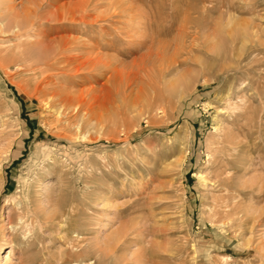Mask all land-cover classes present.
<instances>
[{"label": "rangeland", "instance_id": "rangeland-1", "mask_svg": "<svg viewBox=\"0 0 264 264\" xmlns=\"http://www.w3.org/2000/svg\"><path fill=\"white\" fill-rule=\"evenodd\" d=\"M128 2L90 28L38 27L91 45L90 73L0 64V264H264V195L240 187L264 179V0ZM31 186L65 233L15 226ZM77 235L121 238L103 258L68 253Z\"/></svg>", "mask_w": 264, "mask_h": 264}, {"label": "bare ground", "instance_id": "bare-ground-1", "mask_svg": "<svg viewBox=\"0 0 264 264\" xmlns=\"http://www.w3.org/2000/svg\"><path fill=\"white\" fill-rule=\"evenodd\" d=\"M99 1L78 0L76 2L70 1L69 3L68 2L64 3L62 0H38L37 2L36 0H30L29 2L26 3V5H21L19 9H15V6L12 5V2L11 3H9L8 1L0 2V47H1L0 64L4 65L5 67H9L8 65L12 63L17 65L18 67L23 68L24 71H27L34 75H42V74L45 75V73L47 74L48 71L50 73L54 70H57L58 73L55 74L56 73L55 72L54 73L55 76L57 75L59 78L69 77L71 79L77 77L78 75H82V73L87 71H89L90 73L96 67L101 66L102 65L100 59L101 57L99 58V56L97 55L92 56V54H94V51L91 45H86L85 43L81 42L76 38L67 36V34L66 36L57 35L52 39H48L47 36L41 33V28L40 30H38L39 29L38 27L40 26L42 27L43 23L47 21L55 23L57 26L61 25L60 27H62V25H69V26L82 25L86 28H90V24H92V21L104 20L103 18H108V16H110L108 15L109 9L114 10L116 8L121 7L120 2H122V0H117L114 3H108L107 5H104L101 4V2ZM126 3H129L128 0H126ZM91 5H93V7L104 6L106 7V9L104 12H101L100 14L98 13L96 17H93L92 15L93 13L91 14V10H90ZM132 6L133 3L130 4L129 8H131ZM42 8L48 10L53 9V10L45 14H42L40 12ZM109 13H111V11ZM49 28L51 29V27ZM82 48L87 51H84L82 53L78 52L79 54H75L74 52L75 55L71 53L73 51H79V49ZM44 75L42 76L45 77ZM44 80H47V78ZM49 81H51V79ZM49 85L53 87L52 90L54 91L53 96L57 98H62L63 96H65V98L62 99L65 100L66 98L69 97L68 95L71 94L68 93L67 89L62 87L61 83H60L61 85L60 87H58L57 82L55 86L48 83V87H50ZM48 91L50 92V90ZM47 96H49V93L47 94ZM229 138L230 137H228V139ZM227 141L228 140H226V142ZM10 145H11V140L7 141L6 143L7 147L4 145L6 147L5 149L8 150L10 148ZM3 151H4L3 148H1L0 155L3 153ZM180 162L181 161H179L177 165ZM240 167L243 170L242 171V175H243L244 172H246L244 164H241ZM230 170L231 169L228 170L226 169V171L223 174L228 176L221 178V185L225 188L228 186L229 183L234 182V177L230 175ZM241 179L242 178L240 177V180ZM37 186L39 187V185ZM240 187L242 188V190H250L253 192L254 191L257 192L258 197L264 195V179L262 177L259 178L256 177L249 184L242 183ZM39 191H40L39 188L35 189L32 188L31 186V188L27 190L26 194L22 196V198L20 197L18 199L17 204L20 206V208L18 209L16 207L17 212L15 214L16 215L15 226L25 229L23 230L24 232L31 231L34 227H36L35 230L36 229L42 230V228L46 226L50 228L58 227L61 232H64L61 230V228L64 226V222L60 220L61 219L60 217H62L63 214L57 216L55 214V211H53L51 215V212H47V210L44 208L45 205H51L56 208L60 207V205H58L56 200H52L49 194L44 199H41L39 197L41 196L39 195ZM253 192H251V196L254 195ZM226 200L227 198L225 199V201ZM15 204L16 203H14V205ZM223 204H224V208L229 207L226 205V202H224ZM231 210L232 209H230L229 211ZM224 211L226 213L229 212L227 210ZM11 221H12V217L10 218V222ZM120 238L121 236L118 235L111 236L107 240V243L103 245V248L99 250L98 249L99 247H97V245H94L93 243L90 242L88 243V240L87 242H85L84 240L85 238L81 239V237L77 235L73 239L70 238L67 244L68 246L67 252L71 253L73 251H78L83 254H89V255L96 254L104 258V256L113 253L115 247L120 242ZM1 247L2 246H0V249Z\"/></svg>", "mask_w": 264, "mask_h": 264}]
</instances>
